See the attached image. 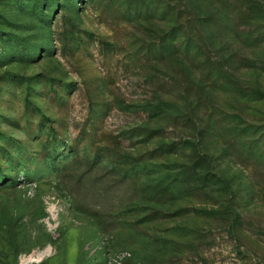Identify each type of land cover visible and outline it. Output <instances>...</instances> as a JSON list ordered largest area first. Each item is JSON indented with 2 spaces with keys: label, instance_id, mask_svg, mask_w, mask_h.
<instances>
[{
  "label": "rangeland",
  "instance_id": "obj_1",
  "mask_svg": "<svg viewBox=\"0 0 264 264\" xmlns=\"http://www.w3.org/2000/svg\"><path fill=\"white\" fill-rule=\"evenodd\" d=\"M0 264H264V0H0Z\"/></svg>",
  "mask_w": 264,
  "mask_h": 264
},
{
  "label": "trees",
  "instance_id": "obj_2",
  "mask_svg": "<svg viewBox=\"0 0 264 264\" xmlns=\"http://www.w3.org/2000/svg\"><path fill=\"white\" fill-rule=\"evenodd\" d=\"M180 46L183 49L184 53L182 54L179 50L177 51L178 61L181 64V66H184V67L190 63L189 56H190L191 51L194 50V48L196 51L195 56H199L200 54H202L201 52H203V49H202L203 47L201 44H193V43L191 44L189 41H187V42L182 43ZM236 47L239 50H242L243 44L239 43L236 45ZM223 53H225V52L223 51ZM223 53L221 54L220 58L225 57L224 56L225 54H223ZM231 55H232V53H231ZM207 59L209 62L212 60L210 56H208ZM227 60L230 61L231 59H227ZM225 63H226V60L219 59L218 61H215V63H212L211 69H213L214 71L215 70H217V71L221 70V73H223L222 69H224V67L226 66ZM224 74H225V72H224Z\"/></svg>",
  "mask_w": 264,
  "mask_h": 264
}]
</instances>
